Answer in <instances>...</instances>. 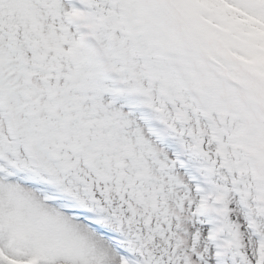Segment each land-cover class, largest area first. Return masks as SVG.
I'll return each instance as SVG.
<instances>
[{"label":"snow or ice","instance_id":"6c2138e0","mask_svg":"<svg viewBox=\"0 0 264 264\" xmlns=\"http://www.w3.org/2000/svg\"><path fill=\"white\" fill-rule=\"evenodd\" d=\"M0 264H264V0H0Z\"/></svg>","mask_w":264,"mask_h":264}]
</instances>
